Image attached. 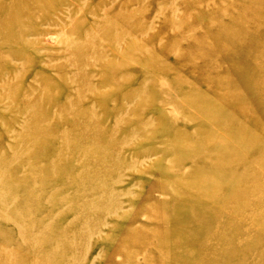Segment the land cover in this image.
Masks as SVG:
<instances>
[{"label": "rangeland", "instance_id": "1", "mask_svg": "<svg viewBox=\"0 0 264 264\" xmlns=\"http://www.w3.org/2000/svg\"><path fill=\"white\" fill-rule=\"evenodd\" d=\"M0 264H264V0H0Z\"/></svg>", "mask_w": 264, "mask_h": 264}]
</instances>
